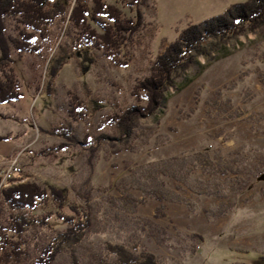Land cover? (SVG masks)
Instances as JSON below:
<instances>
[{"label": "rangeland", "instance_id": "rangeland-1", "mask_svg": "<svg viewBox=\"0 0 264 264\" xmlns=\"http://www.w3.org/2000/svg\"><path fill=\"white\" fill-rule=\"evenodd\" d=\"M246 1L108 0L143 23L117 55L129 59L123 67L97 49L68 58L74 34L61 21L49 26L47 39L35 35L36 54L12 49L20 97L0 104V174L14 159L21 171L0 191L20 183L59 187L92 220L84 239L62 248L53 264H110L109 242L135 255L148 251L159 264H264V25L197 57L127 143L116 141L111 121L145 106L133 88L184 29ZM7 25L15 36L14 22ZM60 42L65 53H55ZM50 60L66 63L51 75ZM73 96L80 116L71 118ZM68 124L74 142L61 131ZM0 208L3 222L17 213L34 221L22 236L20 264L34 263L65 230L53 217L51 227L40 223L53 212L51 201ZM174 212L172 224L165 215Z\"/></svg>", "mask_w": 264, "mask_h": 264}, {"label": "trees", "instance_id": "trees-1", "mask_svg": "<svg viewBox=\"0 0 264 264\" xmlns=\"http://www.w3.org/2000/svg\"><path fill=\"white\" fill-rule=\"evenodd\" d=\"M132 1L134 3L130 5L140 6L146 0ZM8 21L14 22L15 36L7 34ZM55 21L68 24L74 34L73 50L68 53V58L73 59L77 54H89L97 49L120 67L127 66L129 59L124 55V60H121L117 55L123 53L127 44L134 40V36L143 27L139 13L135 20L127 19L122 9L116 4H110L108 0H0V104L16 101L20 97L18 80L9 68L12 49L19 53L36 54L40 47L33 43L35 35L38 34L43 40L47 39L49 26ZM263 25L264 0H247L231 6L221 15L184 29L156 57L151 65L150 75L133 88V96L138 98L141 94L144 95L145 106L130 107L111 118L117 131L116 141L127 143L139 121L157 112L164 94L194 64L197 57L209 56L237 36L254 32ZM64 36H69V32H64ZM62 49L60 42L55 53H65ZM51 60L46 73L54 75L66 62L55 66L51 65ZM75 101L77 98L73 96L69 103L71 118L80 116L76 111L78 104L75 106ZM61 131L68 141L74 142L70 124L62 127ZM1 179L0 174V182ZM49 201L54 210L48 212L40 223L51 227L48 220L53 217L57 223L65 226V230L57 232L53 241L45 246L32 264H53L62 248L84 239L92 225L90 212L70 204L67 192L59 187H49L46 190L34 183H20L0 191V204H6L12 211L32 210L39 205H48ZM33 222L18 213L10 215L3 222L0 208V264L22 262L21 259L26 254L22 236ZM106 252L114 257L110 264H159L156 256L148 251L135 255L126 246L110 242L106 244ZM72 262L78 264L77 260Z\"/></svg>", "mask_w": 264, "mask_h": 264}, {"label": "built area", "instance_id": "built-area-1", "mask_svg": "<svg viewBox=\"0 0 264 264\" xmlns=\"http://www.w3.org/2000/svg\"><path fill=\"white\" fill-rule=\"evenodd\" d=\"M20 171H21V169L17 164V159H14L13 161L10 162V165L7 168V170L4 171V173H2V180L0 182V185H3L6 183V186H7V182L12 180L13 176L15 174H19Z\"/></svg>", "mask_w": 264, "mask_h": 264}, {"label": "crops", "instance_id": "crops-1", "mask_svg": "<svg viewBox=\"0 0 264 264\" xmlns=\"http://www.w3.org/2000/svg\"><path fill=\"white\" fill-rule=\"evenodd\" d=\"M232 5H230L229 7H231ZM2 139V138H1ZM2 158H4L3 156H2ZM3 172V171H2ZM169 212H171V210L169 211ZM165 217L166 218H168L169 220H171L172 221V224H174V223H178V220H177V212H174L171 216H170V214L168 213V214H166L165 215Z\"/></svg>", "mask_w": 264, "mask_h": 264}, {"label": "water", "instance_id": "water-1", "mask_svg": "<svg viewBox=\"0 0 264 264\" xmlns=\"http://www.w3.org/2000/svg\"><path fill=\"white\" fill-rule=\"evenodd\" d=\"M260 179H264V176H262Z\"/></svg>", "mask_w": 264, "mask_h": 264}]
</instances>
